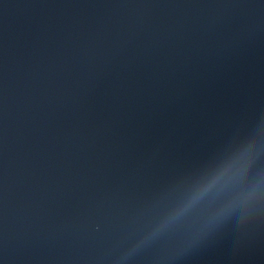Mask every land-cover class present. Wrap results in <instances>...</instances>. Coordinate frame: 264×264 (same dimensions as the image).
<instances>
[{"label":"water","instance_id":"obj_1","mask_svg":"<svg viewBox=\"0 0 264 264\" xmlns=\"http://www.w3.org/2000/svg\"><path fill=\"white\" fill-rule=\"evenodd\" d=\"M0 264H264V0H0Z\"/></svg>","mask_w":264,"mask_h":264}]
</instances>
